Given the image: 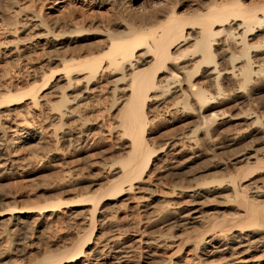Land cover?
Returning <instances> with one entry per match:
<instances>
[{
  "label": "bare ground",
  "instance_id": "bare-ground-1",
  "mask_svg": "<svg viewBox=\"0 0 264 264\" xmlns=\"http://www.w3.org/2000/svg\"><path fill=\"white\" fill-rule=\"evenodd\" d=\"M196 3L0 0V171L36 140L59 159L60 143L99 133L119 155L104 169L105 188L61 214L113 234L89 232L73 252L56 248L34 264H264V187L251 188L264 177V108L242 107L264 88V1ZM177 119L187 128L153 145L152 132ZM210 148H238L231 164H244L240 172L161 191V163L182 171ZM74 174L53 189L70 192L82 182ZM215 196L233 200H202ZM49 208L36 220L61 212ZM224 209L234 214L219 219ZM23 215L0 220V262L28 253L35 226Z\"/></svg>",
  "mask_w": 264,
  "mask_h": 264
},
{
  "label": "rangeland",
  "instance_id": "rangeland-1",
  "mask_svg": "<svg viewBox=\"0 0 264 264\" xmlns=\"http://www.w3.org/2000/svg\"><path fill=\"white\" fill-rule=\"evenodd\" d=\"M195 1L197 2V5L201 6L206 5L205 2L208 3V0ZM260 1L262 2L264 0H249V2L251 3H259ZM203 2V5L200 4ZM254 95L256 97L253 96L254 98H252L253 104L250 103V106L244 105L242 107H254L253 109H255L259 106L264 108V88L257 89ZM176 121H169L170 123L165 122L159 125L156 131L152 132L153 138H151V142H154H152V144L160 146L165 142L166 138H170L172 137V135L174 136L176 134H179V132L181 133V131L183 132L187 128V122L184 123L180 119H177ZM232 125L230 127L231 129L238 128L236 127V123ZM102 137L103 136H101V134L94 133L93 135L91 134L86 142L74 143L73 145L69 143H62V145L60 143L57 151L60 154L59 159L56 155L55 150H53V147H51L53 148L51 149L49 146L45 147L44 144H38V140L29 141L27 144L21 145L18 152V163L15 166L13 165L9 167L5 172L0 171V198L4 200L3 201L2 199H0V214H7L5 217L0 218V220L7 219L8 215L13 212H21L25 213V215L22 216V219H24L25 223L27 224V222H29L30 225L35 226L34 233L32 235L29 234L30 236L28 235L26 239L27 241H24L26 243L25 248L28 249V253L26 255H21V253H18L17 256H14V258L5 259L6 261L3 260L0 262V264H14L10 263L12 262V260L13 262L16 261V263L20 264H34V262L36 261L39 262L45 255V253L48 254L53 251L56 252V248L57 250L60 248L59 251H57L60 253L68 251L69 249V251L73 252V249L75 247V244L73 243H77L76 237H85V235L88 236L89 234V236H91V234H93L94 236H91L92 238H95V235H97L96 238L101 239L113 234L114 229H112L109 224H107V226L109 225L108 227L106 225L105 227L101 226L99 223H96L89 228L87 226H84L85 228L87 227V229L84 230L85 228L83 229L82 224H80L84 222V216H79V219L75 217L73 218V215H61L65 213L66 208L69 206L67 204H70V202H77L78 199L85 197L86 192L93 193L95 189L97 191L100 188L101 190L105 188L106 181L102 180V177L105 174L104 169L117 162L119 160V155L114 150V147L109 142V139L106 137ZM60 148L62 150H59ZM259 148H263V146H259ZM207 149H205V151L203 149L205 155L203 158L194 160L187 169H184L182 171L170 170L169 172V170H167L166 164L161 163V178L163 181L161 182V191H165V189L169 187L171 183H173V185H178L179 183L182 185H196L202 184L204 182H210L211 179L215 177H218L222 180H229L231 177L236 176L244 165L242 164L234 166L231 164L232 153H234L235 150H238V148H234L233 150L221 149L217 150V152L212 148H210L208 151ZM61 155H64L65 157ZM190 155H192V153ZM32 158H34L35 161H33ZM219 162L227 163L228 166L226 168V171L224 169L223 171L220 169H213V166H215ZM9 171H13V174L15 176L13 175L11 177H8L6 173ZM73 173H75L74 176L82 180L79 185H72L68 189L70 190V192H63L62 190L53 189L54 187L59 186L63 181H65V177L67 175ZM257 182L259 183L251 185L253 186L251 188H255L257 186L264 187V177L260 178V180H258ZM49 189L51 191H49ZM4 194L10 198L4 199L5 196L2 197ZM226 199L227 201L228 199L233 200V197L215 196L207 199L203 198L202 200L209 203L210 201L213 202V204L210 203L208 205H216L226 204ZM51 206L58 207V209H61V212L59 210L54 215L49 217L47 216V219L42 220V222H40L39 220L37 221L36 219H38V217L36 213L40 212V210L44 211L51 209L49 208ZM223 212L224 213L219 216V219H222L223 217L230 218L234 214V211L231 209H224ZM208 213L205 212L204 214ZM41 223H46V226L42 227ZM1 225L2 224H0V233L3 231L4 227V225ZM78 226H81L80 229L78 228ZM156 230L160 232V229ZM157 231L156 233H158ZM164 231L169 232V228H165ZM1 241V249H5V247L7 248L6 245L9 244L7 238L4 236ZM38 247L40 249H38ZM134 261L135 263L137 261L138 264H142L140 263L138 257H136Z\"/></svg>",
  "mask_w": 264,
  "mask_h": 264
}]
</instances>
